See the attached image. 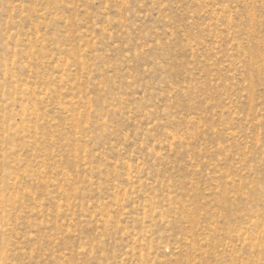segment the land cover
<instances>
[{"label":"rangeland","instance_id":"1","mask_svg":"<svg viewBox=\"0 0 264 264\" xmlns=\"http://www.w3.org/2000/svg\"><path fill=\"white\" fill-rule=\"evenodd\" d=\"M0 264H264V0H0Z\"/></svg>","mask_w":264,"mask_h":264}]
</instances>
